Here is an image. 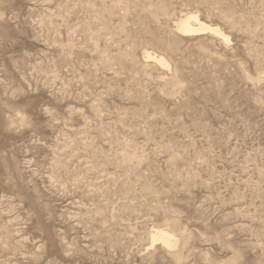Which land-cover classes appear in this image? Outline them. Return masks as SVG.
Wrapping results in <instances>:
<instances>
[{
  "label": "rangeland",
  "instance_id": "rangeland-1",
  "mask_svg": "<svg viewBox=\"0 0 264 264\" xmlns=\"http://www.w3.org/2000/svg\"><path fill=\"white\" fill-rule=\"evenodd\" d=\"M0 264H264V0H0Z\"/></svg>",
  "mask_w": 264,
  "mask_h": 264
},
{
  "label": "bare ground",
  "instance_id": "bare-ground-1",
  "mask_svg": "<svg viewBox=\"0 0 264 264\" xmlns=\"http://www.w3.org/2000/svg\"><path fill=\"white\" fill-rule=\"evenodd\" d=\"M176 28L177 31L184 36L196 35L200 33L202 34L206 31H210L214 33V35L220 36V38H223L225 41H230V38L227 34H224L217 27H210L209 25H206L198 18V15L195 13H188L179 18L176 21ZM145 57L149 58V61L151 59L153 61H156V63H160L162 67L164 65H168L162 56L154 54L153 52H146ZM153 235L154 239L156 237L158 239H161L164 243H166L165 241L169 237V234L165 231H156ZM163 239H165V241Z\"/></svg>",
  "mask_w": 264,
  "mask_h": 264
}]
</instances>
